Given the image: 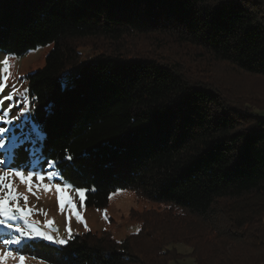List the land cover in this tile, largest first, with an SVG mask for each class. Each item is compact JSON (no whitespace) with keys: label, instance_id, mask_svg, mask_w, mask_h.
I'll use <instances>...</instances> for the list:
<instances>
[{"label":"trees","instance_id":"trees-1","mask_svg":"<svg viewBox=\"0 0 264 264\" xmlns=\"http://www.w3.org/2000/svg\"><path fill=\"white\" fill-rule=\"evenodd\" d=\"M150 36L264 78V0H0V50L23 55L52 44L43 66L26 74L43 133L35 166L48 160L61 180L85 188L88 207L106 206L119 189L165 205L143 211L145 230L155 219L200 221L183 230L189 238L175 240L172 224L157 227L166 242L150 263L135 252V237L91 231L63 245L30 240L29 255L50 264H169L180 254L170 246L184 243L195 264H257L245 250L218 247L214 217L232 207L230 221L264 251V116L225 105L221 92L177 61L124 50ZM88 40L100 43L98 52L60 90V75L78 66ZM13 157L0 156V172Z\"/></svg>","mask_w":264,"mask_h":264},{"label":"rangeland","instance_id":"rangeland-1","mask_svg":"<svg viewBox=\"0 0 264 264\" xmlns=\"http://www.w3.org/2000/svg\"><path fill=\"white\" fill-rule=\"evenodd\" d=\"M128 42L131 43V41ZM132 43H135L132 44L133 47L127 48L128 44H126L124 50L134 48L139 53L142 52L146 55L154 53L155 56L167 59L169 62L177 61L182 67L181 69H184L194 81L208 83L221 92L224 95L225 100L223 102L225 105L264 116L263 77L247 75L236 70L228 63L213 61L207 55H204L202 51L173 42L172 38L150 36L139 38ZM80 44L81 59L78 66L76 68H66L60 75V90L73 85V78L79 67L85 60L94 54L96 55L97 48L100 45L95 40L83 41ZM51 48L52 44L48 43L25 51L23 55H14L0 50V83L5 85L4 89L0 90V94H11L14 97L11 103L15 105L12 110L7 112L4 109L8 108L9 102L5 101L0 105V116L4 117L3 120H0V127L8 129L7 132L0 134V138L5 140V146L0 148V156H14L11 159L14 166L12 165L6 171L18 169L24 172L25 176L28 171L34 173L31 180V192L28 191L29 185L22 182L19 177L12 175L11 172L7 177L6 182L12 185V189L18 196L16 203L21 207H25L26 211L30 209V213L27 220H25L19 213L13 212L16 217L15 220L8 217L6 218V224L0 225V232H2V235H0V255L9 251L13 252V256H5L0 264H50L29 255L30 246L28 247V245L30 240H44L54 245H60L56 241H66L67 238L86 231L107 234L116 241H123L130 236L135 237L130 241L135 252L147 258L150 263L158 254L161 244L166 242L161 236H155L157 227L165 229L167 225L172 224L174 230L170 232L173 233L175 240L182 237L189 238V235L183 233V230L198 229L200 221L183 216L175 222L166 221V223L161 224V222L157 223L156 220L158 219H155L145 230L143 228L144 224L140 221L143 211L158 210L161 212L167 209L165 205L151 202L139 196L133 190L119 189L110 194L106 206L101 208L88 207L84 202L81 204V198L76 192V188L60 179L58 171L55 170L50 161L43 160L39 166H35V162L32 160V156H36L38 151L35 141L37 138H41L43 133L32 117V103L28 94L26 74L43 66L45 56ZM20 107L25 109L22 114L20 113ZM13 116L16 119L12 120L11 123L4 122L11 120ZM245 116L247 117V114ZM48 172L55 175L49 178ZM36 173L43 174L45 179L37 181L35 178ZM44 183L49 185L60 183L62 187L67 185L66 191L76 205L79 218L72 212L67 203H64L63 207L61 206L57 199L55 187L45 190L42 187ZM6 191L8 189L0 191V194ZM25 195L28 197L27 202L23 199ZM221 205L227 206L228 202H221ZM233 210L231 207L226 212L214 217L215 221H220L219 224H214L215 228L222 234L219 240H216L217 244L220 245L218 247H228V249L230 248L235 252L245 250L250 263L262 264L260 261L264 257L263 249L260 248L257 242L251 241V235L253 234L251 231L239 228L236 223L230 221L231 211ZM147 220H149V223L151 222L150 218H147ZM7 224H19L26 231L36 228L50 239L34 235L21 237L18 244L5 243V241L20 236L15 228H8ZM180 227L182 232L178 230ZM140 232L144 235H137ZM166 239L171 240L168 237ZM172 247L180 254L175 256L179 259L171 260L169 264H195L190 246L184 243H174L173 246H170V248ZM24 250H27V252L23 253ZM19 256L24 257L23 261L18 259Z\"/></svg>","mask_w":264,"mask_h":264},{"label":"snow or ice","instance_id":"snow-or-ice-1","mask_svg":"<svg viewBox=\"0 0 264 264\" xmlns=\"http://www.w3.org/2000/svg\"><path fill=\"white\" fill-rule=\"evenodd\" d=\"M5 85L3 83H0V90H3ZM14 97L11 94L8 95H2L0 94V105H2L5 101L9 102L8 103V108L4 109L5 112L12 110L15 105L11 103L13 101ZM25 109L23 107H20V113H24ZM4 117L0 116V120H3ZM16 117L13 116L11 120L4 121L5 123H11L12 120H15ZM8 129L6 127H0V134H3L7 132ZM5 146V140L3 138H0V148H3ZM0 163H3V161H0ZM14 175L16 177H19L22 182L25 184H28V191H32L31 187V180L34 175L33 172L28 171L27 175L25 176L24 172L18 170V169H11L10 171H3L0 172V191H3L4 189H8V191L3 192V194H0V225H5L6 224V218L11 217V219L15 220V215H13V212L19 213L21 217H23L25 220H27V217L30 213V209L26 211L25 207H21L18 203H16L18 196L12 189V185L10 183H7V177L9 174ZM48 177L51 178L53 175H55L52 172L47 173ZM35 178L37 181H43L45 179L44 175L41 173H36ZM42 187L45 190H48L50 187H55L56 192H57V199L60 202L61 206L63 207L64 203H67L69 208L72 210V212L79 218V213L76 211V205L73 203V200L71 197L68 195L66 189L67 185L61 186L60 183H56L54 185H49L47 183L42 184ZM85 188L83 187H77L76 192L79 194L81 198V204L84 202V194H85ZM25 202H27L28 197L25 195L23 197ZM8 228H15V231L20 233V236H17L13 240L5 241V243H13V244H18L20 242L21 237L23 236H43L44 239H50L46 234L39 232L36 228H31L30 231H26L25 228L21 227L19 224H7ZM56 243L63 245L66 243L64 240H59L56 241ZM5 256L11 257L13 256V252L9 251L4 253L3 255H0V261L4 260ZM19 260L23 261L24 257L19 256Z\"/></svg>","mask_w":264,"mask_h":264}]
</instances>
